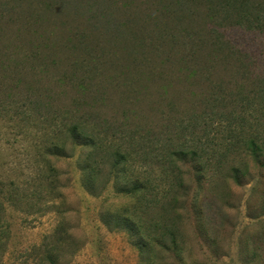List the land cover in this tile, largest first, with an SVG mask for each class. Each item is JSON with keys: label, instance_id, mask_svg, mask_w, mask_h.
<instances>
[{"label": "trees", "instance_id": "trees-1", "mask_svg": "<svg viewBox=\"0 0 264 264\" xmlns=\"http://www.w3.org/2000/svg\"><path fill=\"white\" fill-rule=\"evenodd\" d=\"M174 2L180 6L184 0ZM208 2L221 17L215 22L219 28L236 25L244 31L234 41L237 46L222 39L217 28L209 31L215 34H208L214 38L213 48L203 65L197 62L202 38L197 42L191 33H185L188 40L174 50V61L160 60V64H173L174 74L156 70L144 76L141 73L144 80H164L158 87L164 97L171 86L184 87L189 109L182 116L171 117L167 125L170 132L165 137L132 121L146 85L140 83L128 94L135 81H123L118 87L124 91L111 98L107 85L95 80L89 62L74 59L63 65L60 54L64 50L58 51L49 43L36 44L35 32L19 28L8 33L0 28V43L11 44L5 45L0 57V84L7 90V96L0 90V119L15 120L16 132L23 136L31 126L36 127L32 149L39 166L7 181L0 179L1 260L6 242L3 234L8 230L6 209L26 214L59 212L54 201L62 199L60 172L52 160L75 157L81 186L89 194L95 196L109 188L114 195L137 196L136 218H132L137 222L123 216V210L112 214L115 222L119 221L116 227L126 226L131 235L148 233L145 229L152 228L141 220L146 208L154 205L158 209L156 219L166 218L169 210L188 196L191 183L196 187L195 208L198 219H202L201 228L210 224L209 206H224L218 201L223 194L211 192L212 188L253 183L246 199V215L262 219L240 231L238 247L243 264H264V73L261 66L246 62L247 52L239 49L240 45L248 48L247 33L264 34V0ZM19 42L28 43L29 49L22 52ZM220 51L226 61L234 59L231 76L238 79L231 86L214 77L216 65L212 62ZM108 80V84L116 82L114 77ZM7 97H19L22 102L18 105ZM150 163H155L158 174L145 172ZM186 165L189 170L184 169ZM171 228L159 222L152 228L163 256L175 244ZM61 238L57 237L59 241ZM62 244L44 247L39 262L57 264Z\"/></svg>", "mask_w": 264, "mask_h": 264}, {"label": "rangeland", "instance_id": "rangeland-1", "mask_svg": "<svg viewBox=\"0 0 264 264\" xmlns=\"http://www.w3.org/2000/svg\"><path fill=\"white\" fill-rule=\"evenodd\" d=\"M192 1L184 0L178 6L174 0H0V28L8 33L19 28L35 32L36 44L49 43L58 51L64 50L60 54L63 65L74 59L89 62L95 80L107 85L111 98H118L124 91L118 87L123 81H135L128 94L135 92L131 89L138 88L140 83L146 85L132 121L151 129L152 134L161 133L165 137L170 132L167 125L171 117L182 116L189 109L184 87L173 85L164 97L158 88L164 80L152 77L144 80L141 73L144 76L156 70L174 74V65L160 64V60L174 61V50L188 40L185 33H191L197 42L202 38L197 62L203 65L213 48L214 38L208 34L214 33L209 31L217 28L216 33L232 45L244 31L236 25L225 26V30L219 28L215 22L221 17L210 6L211 2ZM247 34L250 35L248 48L240 45L239 49L247 52L246 62L250 60L252 67L261 66L264 73V34L258 31ZM5 45L11 44L0 43V57ZM22 46V52L30 47L28 43ZM222 54L220 51L212 62L216 65L214 77L231 86L238 79L231 76L234 59L226 61ZM53 73L51 70L49 75ZM110 77L116 82L108 84ZM1 86V94L6 95L7 90ZM7 98L18 105L22 102L19 97ZM14 123L8 117L0 119V179L6 181L39 167L32 149L37 138L36 127L31 126L23 136L17 134ZM52 162L60 172L58 189L62 199L54 201L60 211L26 214L8 207L4 213L8 230L3 234L6 242L5 247L1 246L4 250L0 264H42L39 258L44 247L50 248L59 242L63 244L57 264H243L238 247L240 231L256 219H262L246 215V199L253 183L217 185L211 192L223 194L218 201L224 206H209L210 224L201 228L202 219H198L195 208L196 187L191 183L189 197L170 209L166 218L156 219L158 209L154 205L146 208L147 214L141 215L145 225L152 228L157 222L172 227L175 244L163 256L152 228L145 229L148 233L131 235L126 226L116 227L119 221L115 222L112 214L122 210L126 211L123 216L137 222L138 219H132L136 218L133 211L137 196L114 195L109 188L91 195L81 186L75 157L53 158ZM145 167L150 175L159 173L155 163ZM184 169L189 170V166Z\"/></svg>", "mask_w": 264, "mask_h": 264}]
</instances>
